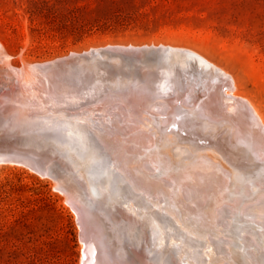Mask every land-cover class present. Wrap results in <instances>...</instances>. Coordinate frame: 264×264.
<instances>
[{"label":"bare ground","instance_id":"bare-ground-1","mask_svg":"<svg viewBox=\"0 0 264 264\" xmlns=\"http://www.w3.org/2000/svg\"><path fill=\"white\" fill-rule=\"evenodd\" d=\"M2 46L14 81L0 97V168L53 179L81 264H264L258 231L239 224L264 226V114L230 73L164 44L20 67Z\"/></svg>","mask_w":264,"mask_h":264},{"label":"rangeland","instance_id":"rangeland-1","mask_svg":"<svg viewBox=\"0 0 264 264\" xmlns=\"http://www.w3.org/2000/svg\"><path fill=\"white\" fill-rule=\"evenodd\" d=\"M0 43L19 67L110 44L182 47L230 73L264 114V0H0ZM13 81L0 63V97ZM6 166L0 168V264H81V228L64 193L50 177ZM244 221L258 231L264 251L261 219ZM244 239L240 233L233 240Z\"/></svg>","mask_w":264,"mask_h":264},{"label":"water","instance_id":"water-1","mask_svg":"<svg viewBox=\"0 0 264 264\" xmlns=\"http://www.w3.org/2000/svg\"><path fill=\"white\" fill-rule=\"evenodd\" d=\"M223 134H224L223 131H221V132L218 134L217 137L221 138Z\"/></svg>","mask_w":264,"mask_h":264}]
</instances>
